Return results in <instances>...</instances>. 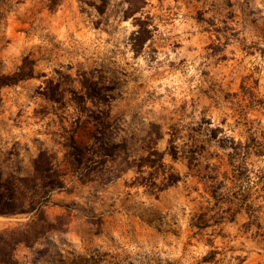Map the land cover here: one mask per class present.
<instances>
[{
	"label": "rangeland",
	"instance_id": "obj_1",
	"mask_svg": "<svg viewBox=\"0 0 264 264\" xmlns=\"http://www.w3.org/2000/svg\"><path fill=\"white\" fill-rule=\"evenodd\" d=\"M47 5L0 0V76L34 63L0 90V173L30 176L47 152L63 187L42 212L66 222L16 258L264 264V0ZM69 135L98 162L85 182L65 161Z\"/></svg>",
	"mask_w": 264,
	"mask_h": 264
},
{
	"label": "trees",
	"instance_id": "obj_2",
	"mask_svg": "<svg viewBox=\"0 0 264 264\" xmlns=\"http://www.w3.org/2000/svg\"><path fill=\"white\" fill-rule=\"evenodd\" d=\"M48 9L53 10L60 0H47ZM129 9L141 8L145 0H126ZM127 16V15H126ZM146 21L136 23V30L131 35L133 52L138 54L146 41L150 38V31ZM33 61L24 58L22 64L11 75L0 76V90L12 86L33 75ZM64 158L69 168L76 173L79 181L85 182L96 168L97 161L93 160L90 148L76 145L73 136L64 140ZM159 155L157 152L155 153ZM123 163L127 168V160ZM177 181V180H176ZM175 181L169 179V184ZM63 182L60 175L53 169L52 157L41 151L33 162V172L30 176L9 174L3 177L0 173V217L17 218L25 216V221L16 222L14 226L0 227V264H23L16 258L19 247L33 248L50 232H64L66 222L59 216L53 222L47 221L42 208L48 202L53 192L61 190ZM32 214V215H30ZM30 264H36L33 260Z\"/></svg>",
	"mask_w": 264,
	"mask_h": 264
}]
</instances>
